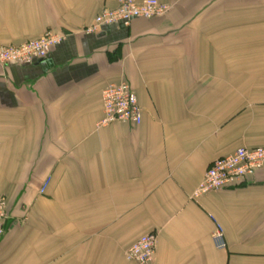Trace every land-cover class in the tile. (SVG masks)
Here are the masks:
<instances>
[{
  "label": "crops",
  "instance_id": "0c3cea01",
  "mask_svg": "<svg viewBox=\"0 0 264 264\" xmlns=\"http://www.w3.org/2000/svg\"><path fill=\"white\" fill-rule=\"evenodd\" d=\"M158 1L165 15L89 34L115 0H0V45L65 34L0 66V264H137L125 252L150 232L156 264H264V168L192 197L215 158L264 146V0ZM121 81L141 122L97 127Z\"/></svg>",
  "mask_w": 264,
  "mask_h": 264
},
{
  "label": "built area",
  "instance_id": "2783aa9c",
  "mask_svg": "<svg viewBox=\"0 0 264 264\" xmlns=\"http://www.w3.org/2000/svg\"><path fill=\"white\" fill-rule=\"evenodd\" d=\"M113 8H104L92 23L83 29L84 33H96L108 25L127 26L135 18H153L165 15L171 8L158 0H115ZM64 33L46 31L40 37L18 45H0V66L8 64L26 65L47 56L49 51L60 44ZM102 118L97 127L113 122L139 124L142 119L137 96L127 82L111 83L101 92ZM264 168V146L238 147L232 153L215 158L205 170L192 193L194 199L225 187L237 185ZM8 217L6 199L0 196V236ZM213 242L217 248L225 246L221 228L216 227ZM156 235L152 232L141 235L125 252L129 261L137 264L155 263Z\"/></svg>",
  "mask_w": 264,
  "mask_h": 264
}]
</instances>
